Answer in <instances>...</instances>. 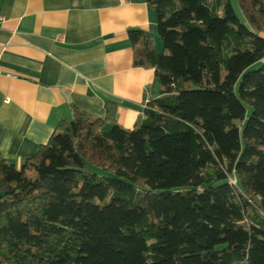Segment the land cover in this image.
I'll use <instances>...</instances> for the list:
<instances>
[{
    "label": "trees",
    "instance_id": "trees-1",
    "mask_svg": "<svg viewBox=\"0 0 264 264\" xmlns=\"http://www.w3.org/2000/svg\"><path fill=\"white\" fill-rule=\"evenodd\" d=\"M144 1L127 29L160 93L131 129L72 106L0 154V264H264V0ZM256 64V65H255ZM250 107V110L247 108Z\"/></svg>",
    "mask_w": 264,
    "mask_h": 264
},
{
    "label": "crops",
    "instance_id": "crops-1",
    "mask_svg": "<svg viewBox=\"0 0 264 264\" xmlns=\"http://www.w3.org/2000/svg\"><path fill=\"white\" fill-rule=\"evenodd\" d=\"M0 154L15 163L47 142L72 106L131 129L143 99L156 97L154 68L133 65L127 29L156 37L155 10L144 1L0 0ZM6 99H8L6 101Z\"/></svg>",
    "mask_w": 264,
    "mask_h": 264
},
{
    "label": "rangeland",
    "instance_id": "rangeland-1",
    "mask_svg": "<svg viewBox=\"0 0 264 264\" xmlns=\"http://www.w3.org/2000/svg\"><path fill=\"white\" fill-rule=\"evenodd\" d=\"M229 1H230L231 5H232L234 11L237 13V16L239 17V19H240L241 21H243L244 18H243L242 14H241V12H240V10H239V8H238V5H237L236 0H229ZM263 35H264V33H263ZM156 37L159 39V41H160V43H161V45H160V49H158V50H159V51H162V50H163V45H162V42H161V40H160L158 34H156ZM255 65H256V64H255ZM247 108L250 110V107H249V106H247Z\"/></svg>",
    "mask_w": 264,
    "mask_h": 264
},
{
    "label": "built area",
    "instance_id": "built-area-1",
    "mask_svg": "<svg viewBox=\"0 0 264 264\" xmlns=\"http://www.w3.org/2000/svg\"><path fill=\"white\" fill-rule=\"evenodd\" d=\"M2 19H3V17L0 15V22L2 21ZM1 74H2V72H1V70H0V76H1ZM8 99H6V101H7Z\"/></svg>",
    "mask_w": 264,
    "mask_h": 264
}]
</instances>
